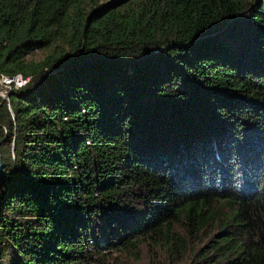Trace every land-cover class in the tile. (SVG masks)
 <instances>
[{
	"label": "trees",
	"instance_id": "16d2710c",
	"mask_svg": "<svg viewBox=\"0 0 264 264\" xmlns=\"http://www.w3.org/2000/svg\"><path fill=\"white\" fill-rule=\"evenodd\" d=\"M0 75V264H264V0H0Z\"/></svg>",
	"mask_w": 264,
	"mask_h": 264
},
{
	"label": "built area",
	"instance_id": "2783aa9c",
	"mask_svg": "<svg viewBox=\"0 0 264 264\" xmlns=\"http://www.w3.org/2000/svg\"><path fill=\"white\" fill-rule=\"evenodd\" d=\"M29 82L30 77L0 75V101L6 102L7 109L11 115L9 95L15 90L23 88Z\"/></svg>",
	"mask_w": 264,
	"mask_h": 264
},
{
	"label": "rangeland",
	"instance_id": "374dc122",
	"mask_svg": "<svg viewBox=\"0 0 264 264\" xmlns=\"http://www.w3.org/2000/svg\"><path fill=\"white\" fill-rule=\"evenodd\" d=\"M41 57H42V53L41 52H35V59L36 60L40 59ZM152 252H153L152 255H154L156 259L157 258H160V260H157L158 263H161V260H162L163 263H169L166 260V258H165V254L162 255V252H159L158 250H152ZM188 254L189 253H187L185 255H188ZM152 255H150V256L147 255L148 256V259H145L143 261V263H139V264H147L148 263V260L150 261L151 259H154ZM125 259H128V258L124 257V258H121L120 260L121 261L123 260V263L125 261L124 264H135V263H132V259H128V260H125ZM180 264H186V263H180Z\"/></svg>",
	"mask_w": 264,
	"mask_h": 264
},
{
	"label": "water",
	"instance_id": "95a60500",
	"mask_svg": "<svg viewBox=\"0 0 264 264\" xmlns=\"http://www.w3.org/2000/svg\"><path fill=\"white\" fill-rule=\"evenodd\" d=\"M2 170H3V167H2L1 157H0V181H1V176H2Z\"/></svg>",
	"mask_w": 264,
	"mask_h": 264
}]
</instances>
